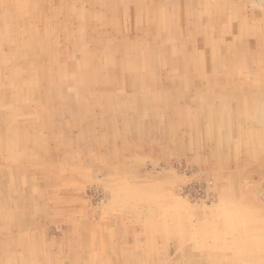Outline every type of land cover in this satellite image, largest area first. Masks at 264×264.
Returning <instances> with one entry per match:
<instances>
[{
	"label": "rangeland",
	"instance_id": "1",
	"mask_svg": "<svg viewBox=\"0 0 264 264\" xmlns=\"http://www.w3.org/2000/svg\"><path fill=\"white\" fill-rule=\"evenodd\" d=\"M0 264H264V0H0Z\"/></svg>",
	"mask_w": 264,
	"mask_h": 264
},
{
	"label": "bare ground",
	"instance_id": "2",
	"mask_svg": "<svg viewBox=\"0 0 264 264\" xmlns=\"http://www.w3.org/2000/svg\"><path fill=\"white\" fill-rule=\"evenodd\" d=\"M149 19V18H148ZM142 21V20H141ZM140 23V22H139ZM228 34V33H227ZM230 34V33H229ZM223 35V34H222ZM219 38V37H218ZM217 38V39H218ZM218 41V40H217ZM222 41V40H221ZM223 42V41H222ZM129 45V44H128ZM216 45H219V43L218 44H216ZM102 50V49H101ZM132 50V49H131ZM182 50V49H181ZM84 51V50H83ZM83 51H82V53H83ZM129 51V50H128ZM215 51V50H214ZM102 52V51H101ZM97 53V52H96ZM133 53V52H132ZM92 54V53H91ZM100 55V54H99ZM105 55H106V53H105ZM139 55V54H138ZM107 57V56H106ZM149 57V56H148ZM98 58H100V57H98ZM115 58V57H114ZM153 58V57H152ZM101 59V58H100ZM148 59V58H147ZM107 60V59H106ZM116 60V59H115ZM148 60H150V59H148ZM145 62V61H144ZM148 62V61H147ZM152 63H154V62H152ZM75 64H76V62H75ZM88 64H90V63H88ZM124 63H122L121 65H123ZM93 65V64H92ZM96 65V64H95ZM108 65V64H107ZM145 65V64H144ZM150 65V64H149ZM89 66V65H88ZM127 66H131V68H133L135 65H133V63H131V62H129V64H127V65H123V67H127ZM78 67V66H77ZM76 67V68H77ZM85 67H86V64H85ZM155 67V66H154ZM107 68V67H106ZM73 71V70H72ZM76 72V71H75ZM88 72V71H87ZM109 73V72H108ZM76 74V73H75ZM109 75V74H108ZM147 75V74H146ZM101 77V76H100ZM114 78V77H113ZM134 78L136 79V80H134ZM149 79V78H148ZM216 79V78H215ZM114 80V79H113ZM147 80V79H146ZM74 81H76V80H74ZM112 81V80H111ZM129 81L130 82H132V83H130V87H133L134 88V86L135 87H137L138 89H143V88H145V85H143L144 84V80H139L138 81V78H136L135 76H133V77H130V79H129ZM108 82V81H107ZM110 82V81H109ZM136 84V85H135ZM112 85V84H111ZM114 86V85H113ZM145 92V91H144ZM42 93V92H41ZM147 93V92H146ZM133 94V93H132ZM59 96V95H58ZM135 96V95H134ZM148 96V95H147ZM152 96V95H151ZM149 98H151V97H149ZM54 99H55V97H54ZM112 107V106H111ZM110 111H111V109H110ZM149 116H151L150 114H149ZM230 118V117H229ZM133 122V121H132ZM196 122V121H195ZM135 125H139L140 126V128H145L144 126H145V124H143L142 125V122H137V123H135ZM24 138V137H23Z\"/></svg>",
	"mask_w": 264,
	"mask_h": 264
}]
</instances>
